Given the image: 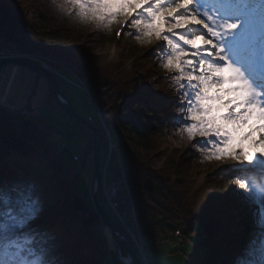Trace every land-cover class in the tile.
Instances as JSON below:
<instances>
[{"label": "trees", "instance_id": "obj_1", "mask_svg": "<svg viewBox=\"0 0 264 264\" xmlns=\"http://www.w3.org/2000/svg\"><path fill=\"white\" fill-rule=\"evenodd\" d=\"M31 10L36 20L29 16ZM70 26L74 29H70L73 32L65 38L67 41L62 38L54 44L43 42L50 32ZM91 27L61 12L53 0H0V49L31 54L55 71H69L85 85L87 92L100 99L102 116L118 133L116 153L121 159L119 166L112 155L106 176L109 174L112 181L123 176L137 213L135 223L139 224L140 236L162 243L179 231L183 239L187 236L191 242L190 264H225L232 246L238 245L235 239L240 232L230 227L236 218L230 203L232 178L226 171L202 176L183 167V175L166 174L151 164L149 158L155 152L167 157L177 154L183 162L203 156L202 145L196 140L193 149L171 141L170 137L179 129L171 122L172 117L180 114L173 103L177 86L166 76H160L156 90L146 86L153 72L143 61L150 58L161 65V54L141 55L127 67L118 58L100 57L89 47H64L90 32L100 38L114 35L112 26L110 30ZM133 33L128 32V37L135 39ZM55 77L60 85L63 80ZM34 90L35 82L28 99ZM49 97L54 101L51 91ZM44 118L41 112L11 113L0 107V177H25L34 182L43 199V211L36 223L51 233L66 264H126L117 258L105 225L77 184L81 169L75 168L62 152L67 149L55 148L54 132L47 123H41ZM90 118L86 120H91L101 134L100 152L104 149L106 154L102 127L96 118ZM77 129L88 131L78 124ZM89 150L92 151V141ZM180 152L183 153L179 155ZM100 163L102 166L101 153ZM129 207L128 202L119 209L122 213ZM105 211L113 224L123 230L118 219ZM124 221L128 224L129 220ZM249 232L244 231L240 238L245 241ZM197 246L204 248L199 259L192 254ZM132 247L141 264L138 251ZM120 250L123 255L126 253L122 247Z\"/></svg>", "mask_w": 264, "mask_h": 264}, {"label": "snow or ice", "instance_id": "obj_2", "mask_svg": "<svg viewBox=\"0 0 264 264\" xmlns=\"http://www.w3.org/2000/svg\"><path fill=\"white\" fill-rule=\"evenodd\" d=\"M53 2L97 29L130 26L141 44L164 42L160 66L174 73L180 113L171 122L202 145L204 159L231 165V194L252 209V228L230 264H264V0ZM42 211L33 181L0 177V264H66L36 223Z\"/></svg>", "mask_w": 264, "mask_h": 264}, {"label": "rangeland", "instance_id": "obj_3", "mask_svg": "<svg viewBox=\"0 0 264 264\" xmlns=\"http://www.w3.org/2000/svg\"><path fill=\"white\" fill-rule=\"evenodd\" d=\"M258 7L259 6H257V8ZM28 14L36 20L35 12L33 10L29 11ZM256 17L257 19H259L258 14L256 15ZM90 25L92 26L91 28H96L93 24H87V26ZM112 27L114 34L112 35V37L100 38L94 35L95 32H90L89 34L80 36L78 39H74V41H69V43H67L64 47L66 49H82V47H89V49L98 56H105L109 59L118 58L127 67L129 66V64L133 65V61L141 55L151 56L161 54L160 46L164 44L163 41H154L151 44H141L136 39L128 37V32H134V30L131 29L130 26L124 28L121 25L114 24L112 25ZM67 29L70 30L74 28L70 26ZM67 29L62 28L58 31L50 32V34H47V36L43 37L42 40L47 44L57 43L67 38V36H69L70 33L73 32L70 30V32L67 33ZM258 29L259 25L255 27V30L257 32ZM117 32H120L121 34L117 36ZM65 33L68 35H65ZM65 41L67 40L65 39ZM197 43H199V41H197ZM1 51L4 50L2 49ZM7 51L9 52V54L7 53L6 55L8 57H26L29 59H37L39 61L42 60L40 57H34L31 54L27 53H12L9 48H7ZM3 56V54H0V59L4 58ZM159 63L150 58H146L143 61V65L150 67L153 72L152 76L147 78L146 81V86L151 91L156 90L159 87V82L161 81L160 76H166L167 78H171V76L174 75V73H168L167 71H165L159 65ZM42 64L46 66L43 62ZM138 69H140V66H138ZM138 71L140 73H143L141 69ZM0 72V83H2L3 85V100L2 102H0V107L5 108L7 110L14 109L19 112L22 111L23 113H25V111H29L30 113L41 112L42 114H44L45 118L40 119L41 123H47L48 126L53 130L54 137L57 138L56 140H62L64 142V147L61 150L67 149L62 152L69 158L70 162L75 168L81 169L80 175L77 178V184L81 189L84 198L89 202V204L93 205L91 198V191L93 187V159L92 151L89 150L90 143L92 141L91 133L89 131H80L79 129H77V123L67 117L58 108L55 103V100L52 101V99L49 97L50 90L48 87V83L43 76H38L39 74H36L34 71L17 64H9L3 66L1 67ZM51 72L63 80V82H61L60 84V88L64 96L71 102L73 111L84 119H89V117H91L90 119H92V117L96 118L102 127L104 138L107 141V152L106 154H104V149H102V151L100 152L101 160L103 161L102 166L100 163V201L102 193L103 201H101V204L103 205L104 210L106 209L110 215L115 216L118 219V221L123 227V231L128 236V241L130 242L131 247L134 246L136 250H139V247L135 244L133 239L130 237L128 230L125 228L126 223H124V220L127 219L131 221V217L135 212L134 206L131 203V193L126 187L127 185L125 184L123 176L121 177L122 179H114L113 181L109 174L106 176V174L108 173V171H106L107 165L109 162H113L111 161L113 156V160L116 162V164L121 166V159H118V154L116 153V145L119 139L118 133L111 129L112 124L109 122L107 124V121L102 116L98 106L100 103V99L98 98V96H96L92 92H87L85 90V85L80 82V80L69 71L59 72L55 71L52 68ZM34 82V94L30 97V99H28V95L31 92V87ZM170 138L173 144L182 145L184 146V148L193 149L195 147V140L189 141L187 139L186 134H181L179 132V129ZM68 150L72 154H70ZM245 150H248L247 142H245ZM142 151L144 153L147 152L145 150ZM182 153L183 152H180L179 155H181ZM187 159H185L186 162H183L177 158V154L172 155V157H167L160 152H155L154 154L152 153L149 158L152 165H154L156 168L166 174L179 173L183 175V167L185 169H189V171H197L198 174L200 173L202 176H205L206 174H215L217 171H225L226 169L231 167L230 164H221L216 161H209L207 159H204V156L197 159ZM234 180L235 178L232 177V183L229 185L230 190L236 187ZM113 182H121L123 191H126L128 193L125 196H119L121 197L119 200L114 197L115 200L118 201V207L116 209H113L111 207V202L107 197V192L112 186L111 184ZM229 193L231 198L230 203L232 204V208H234L233 212L236 214V218L233 221L234 224H232V226L230 225V227H234L235 229H237V231L240 232H238L237 237L235 239V242L238 245L236 246L234 244L232 246V254L225 261V264H230L233 254L237 252L238 248L243 245L244 240L240 238V235L244 231H250L253 222L252 209L249 208L240 197L231 194V191ZM128 202L130 203V207L126 210H123V212L121 213L119 207H121V205H123L124 203ZM132 208L134 211L131 210ZM135 214L137 215L136 212ZM132 229H135V227H132ZM106 234L109 244H111L113 239L107 227ZM179 235L180 238H178L177 242L174 243L171 240H167L165 242L163 241L162 243H160L157 239L152 240L148 236L141 235L140 241L143 244V248L138 251L141 264H190L189 253L191 252V242L189 241V239H187V236H185L186 240H180L181 233H179ZM173 236H176V234L174 233ZM191 238L195 239V234H192ZM120 248L121 247H115L117 258L121 262H124V259L127 256H124L126 253L124 255L121 253ZM203 250L204 248L202 246H197L195 248V251L192 253L195 256V259H199L202 256Z\"/></svg>", "mask_w": 264, "mask_h": 264}, {"label": "water", "instance_id": "obj_4", "mask_svg": "<svg viewBox=\"0 0 264 264\" xmlns=\"http://www.w3.org/2000/svg\"><path fill=\"white\" fill-rule=\"evenodd\" d=\"M9 64H17L23 67H26L36 74L43 76L50 88L52 96L55 100L58 108L71 120L76 122L82 128L88 130L92 136V182L93 187L91 191L92 203L94 205L95 211L98 213L99 217L102 220V223L107 227L110 232L112 239L116 248L122 247L128 258L129 264H140L137 257L134 254V250L131 247L130 242L128 241L127 236L122 230H120L113 222L109 219L106 211L103 208V205L100 201V189H101V180H100V142L101 134L99 129L90 121L77 115L72 108L71 102L64 96L59 83L55 75L42 64L41 61L37 59H29L26 57H7L0 59V68Z\"/></svg>", "mask_w": 264, "mask_h": 264}, {"label": "built area", "instance_id": "obj_5", "mask_svg": "<svg viewBox=\"0 0 264 264\" xmlns=\"http://www.w3.org/2000/svg\"><path fill=\"white\" fill-rule=\"evenodd\" d=\"M1 50L2 49H0V51ZM5 51H7V50L1 51L0 54H3L4 55L3 57L4 58L5 57L7 58L8 56H6V55H7V53L9 54V52L8 51L5 52ZM10 111L11 112H16V110H14V109H10ZM21 113H23V112L21 111ZM63 147H64V142L62 140H57V142L55 144V148L58 149V150H60ZM111 185H110L111 186L110 189L107 192V197L109 198V200L111 202V207L113 209H116L118 207V203H117L118 201H116L115 198H119V196H125L128 193L126 191L125 192L123 191V188L121 186V182H117V183H114L113 182ZM131 210H133V208ZM131 218H132V220L131 221H128V224H126L125 228L128 230V233H129L130 237L133 239V241L135 242V244L139 247L138 249L140 250L142 245H141V242L139 240V233H138L139 228H138V224L135 223L136 222V214H135V212L133 213V215H132ZM132 227H135V229H132ZM179 233H180L179 231H176L175 232L176 236L171 240L173 243L174 242H177L178 238H180ZM180 240H183L182 235H181V239Z\"/></svg>", "mask_w": 264, "mask_h": 264}, {"label": "bare ground", "instance_id": "obj_6", "mask_svg": "<svg viewBox=\"0 0 264 264\" xmlns=\"http://www.w3.org/2000/svg\"><path fill=\"white\" fill-rule=\"evenodd\" d=\"M3 50H7V48L6 49L4 48ZM185 240H186V238H185Z\"/></svg>", "mask_w": 264, "mask_h": 264}]
</instances>
